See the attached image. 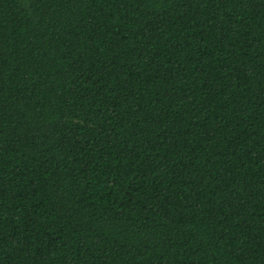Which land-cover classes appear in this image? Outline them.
<instances>
[{
    "label": "trees",
    "instance_id": "16d2710c",
    "mask_svg": "<svg viewBox=\"0 0 264 264\" xmlns=\"http://www.w3.org/2000/svg\"><path fill=\"white\" fill-rule=\"evenodd\" d=\"M0 264H264V0H0Z\"/></svg>",
    "mask_w": 264,
    "mask_h": 264
}]
</instances>
